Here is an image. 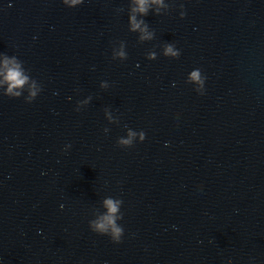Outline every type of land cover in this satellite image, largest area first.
Wrapping results in <instances>:
<instances>
[{
	"label": "water",
	"instance_id": "95a60500",
	"mask_svg": "<svg viewBox=\"0 0 264 264\" xmlns=\"http://www.w3.org/2000/svg\"><path fill=\"white\" fill-rule=\"evenodd\" d=\"M135 7L0 0L29 77L0 76V264H264V0ZM108 198L120 243L90 227Z\"/></svg>",
	"mask_w": 264,
	"mask_h": 264
},
{
	"label": "clouds",
	"instance_id": "9594fccd",
	"mask_svg": "<svg viewBox=\"0 0 264 264\" xmlns=\"http://www.w3.org/2000/svg\"><path fill=\"white\" fill-rule=\"evenodd\" d=\"M65 5L70 8H75L77 5H82L84 0H63ZM138 7L132 9L133 13H140L142 15H147L149 0H135ZM152 4H158L163 6V0H151ZM183 8V5H181ZM181 16L184 18L185 13L182 12ZM141 25H144L142 28ZM131 27L132 31H141L144 35L141 39H151V34L148 33L147 25L144 21H137L136 16L131 17ZM165 55L179 58L181 53L175 50L173 45H166ZM119 56L124 58L125 53L123 51L119 52ZM150 58H154V55ZM0 76H3V84L7 85V91L5 95L12 98H19L22 95V90L26 85H29V77L25 75L21 63L15 58L11 59L7 56L3 60V68L0 70ZM190 81L195 82L200 85L201 88L204 86L205 77H201V71L199 69L193 70L190 74ZM29 96L26 102L32 103L39 94V89L36 83L33 81L28 89ZM199 91V89H198ZM203 94V93H201ZM135 133L129 131V139L120 138L118 140V145L131 147ZM144 139V133H141V140ZM123 201L120 199L108 198L104 201V205L107 208V214L101 216L98 220L90 221L91 230L100 235L110 236L112 241L115 243H120L124 235V229L117 224V220H122L123 215L120 212L121 205Z\"/></svg>",
	"mask_w": 264,
	"mask_h": 264
}]
</instances>
